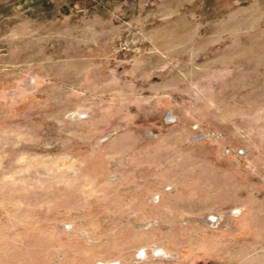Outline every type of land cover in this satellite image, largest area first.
I'll return each mask as SVG.
<instances>
[{
  "label": "rangeland",
  "instance_id": "obj_1",
  "mask_svg": "<svg viewBox=\"0 0 264 264\" xmlns=\"http://www.w3.org/2000/svg\"><path fill=\"white\" fill-rule=\"evenodd\" d=\"M264 264V0H0V264Z\"/></svg>",
  "mask_w": 264,
  "mask_h": 264
},
{
  "label": "bare ground",
  "instance_id": "obj_2",
  "mask_svg": "<svg viewBox=\"0 0 264 264\" xmlns=\"http://www.w3.org/2000/svg\"><path fill=\"white\" fill-rule=\"evenodd\" d=\"M111 264H114V263L111 262Z\"/></svg>",
  "mask_w": 264,
  "mask_h": 264
}]
</instances>
